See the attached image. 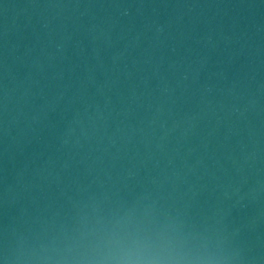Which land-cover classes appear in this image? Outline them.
I'll list each match as a JSON object with an SVG mask.
<instances>
[{
	"label": "water",
	"instance_id": "obj_1",
	"mask_svg": "<svg viewBox=\"0 0 264 264\" xmlns=\"http://www.w3.org/2000/svg\"><path fill=\"white\" fill-rule=\"evenodd\" d=\"M0 264H264V0H0Z\"/></svg>",
	"mask_w": 264,
	"mask_h": 264
}]
</instances>
